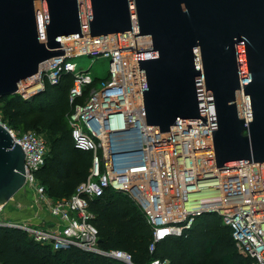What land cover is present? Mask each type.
Segmentation results:
<instances>
[{"label":"water","instance_id":"obj_1","mask_svg":"<svg viewBox=\"0 0 264 264\" xmlns=\"http://www.w3.org/2000/svg\"><path fill=\"white\" fill-rule=\"evenodd\" d=\"M132 31L146 125L210 121L217 169L264 165V0H0V98L63 57L62 40ZM25 185L26 154L0 124V208Z\"/></svg>","mask_w":264,"mask_h":264},{"label":"built area","instance_id":"obj_2","mask_svg":"<svg viewBox=\"0 0 264 264\" xmlns=\"http://www.w3.org/2000/svg\"><path fill=\"white\" fill-rule=\"evenodd\" d=\"M61 46L65 55L44 63L37 77L19 85V95L28 100L44 91L46 84L57 86L64 75L74 76L69 95L74 107L72 136L77 150L93 154L91 175L70 200H50L36 179L46 164V140L37 133L12 130L0 117V124L26 154L24 190L33 188L59 220L48 230L19 223L0 226L23 229L56 250L75 246L134 264L129 253L99 250V232L90 222L89 203L81 196L99 198L114 189L129 194L147 216L154 233L150 252L167 237L181 236L197 217L217 214L231 229L239 253L252 264H264V165L217 169L210 121L208 126L178 125L169 134L146 125L133 31L64 39ZM83 56L108 59L109 78L99 83L90 71L80 70L73 60ZM89 87L84 104H78Z\"/></svg>","mask_w":264,"mask_h":264},{"label":"trees","instance_id":"obj_3","mask_svg":"<svg viewBox=\"0 0 264 264\" xmlns=\"http://www.w3.org/2000/svg\"><path fill=\"white\" fill-rule=\"evenodd\" d=\"M73 83L74 76L66 74L59 85L46 84L41 95L28 100L20 95L0 98L3 124L19 133L36 130L47 138L46 164L36 179L52 201L70 200L91 175L93 154L77 150L72 136L70 117L74 107L69 95ZM91 88L78 104H84ZM81 196L89 203L90 222L98 229V248L103 252L129 253L134 264H252L239 253L231 229L217 214L197 217L181 236L167 237L150 252L153 229L129 194L108 189L99 198ZM184 254L186 261L182 262ZM0 264L125 263L75 246L56 250L50 243L36 241L23 229L0 226Z\"/></svg>","mask_w":264,"mask_h":264},{"label":"rangeland","instance_id":"obj_4","mask_svg":"<svg viewBox=\"0 0 264 264\" xmlns=\"http://www.w3.org/2000/svg\"><path fill=\"white\" fill-rule=\"evenodd\" d=\"M73 62L78 65L80 70L85 72L90 71L92 77L97 79L99 83L101 81H106L109 78L110 61L106 58L83 56L74 59ZM30 132L38 133L36 130H32ZM45 139L47 141L46 137ZM24 216H27L28 218H35L34 222H25L26 219H24ZM51 218L48 206L40 201L33 188L22 190L0 211V223L2 224L19 223L27 226L29 224H41L39 226L40 228L42 226V230H47L48 226L55 222V220ZM181 260L182 262L186 261V254L183 255Z\"/></svg>","mask_w":264,"mask_h":264},{"label":"crops","instance_id":"obj_5","mask_svg":"<svg viewBox=\"0 0 264 264\" xmlns=\"http://www.w3.org/2000/svg\"><path fill=\"white\" fill-rule=\"evenodd\" d=\"M50 214H51V213H50ZM51 217H52V216H51ZM24 219H26L25 222H29V221L34 222V219H35V218H30V217L28 218L27 216H24ZM51 219L55 220V222L52 223L51 225H49V226H48V229H51L52 227L57 226V225L59 224V220H58V219L53 218V217H52ZM29 223H30V222H29ZM32 225H33V226H37V225H38L37 227L40 228L39 225H41V224H29L28 226H32ZM41 228H42V226H41ZM48 229H47V230H48Z\"/></svg>","mask_w":264,"mask_h":264},{"label":"bare ground","instance_id":"obj_6","mask_svg":"<svg viewBox=\"0 0 264 264\" xmlns=\"http://www.w3.org/2000/svg\"><path fill=\"white\" fill-rule=\"evenodd\" d=\"M0 210H2V209L0 208Z\"/></svg>","mask_w":264,"mask_h":264}]
</instances>
